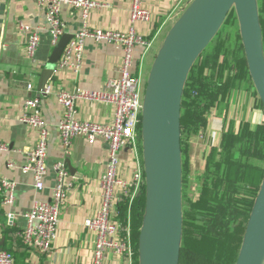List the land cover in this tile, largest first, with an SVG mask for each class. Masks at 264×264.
<instances>
[{
    "label": "crops",
    "instance_id": "0c3cea01",
    "mask_svg": "<svg viewBox=\"0 0 264 264\" xmlns=\"http://www.w3.org/2000/svg\"><path fill=\"white\" fill-rule=\"evenodd\" d=\"M96 1L101 6L90 12L87 20L90 28L129 31L131 0ZM191 2L192 0H186L176 8L174 0H145L151 20L147 23H137L135 28L144 37H154L155 44L147 54L142 47L138 46L135 49L133 68L134 74L141 72L145 87L147 86L145 71L158 54L155 47L163 46ZM61 19L65 24L64 36L73 38L83 27L81 13L78 10L64 7ZM20 22L32 29L40 28L41 41L34 60L27 56L26 45L29 35L19 29ZM56 47L57 45L52 44L46 25L45 10L36 2L0 0V145L4 144L8 147V151L0 153V180L5 177L17 184L16 198L11 206L2 205L3 197L0 194V250L10 251L14 255V264H91L95 248L96 235L84 224L87 219L97 214L101 206L100 179L107 168L109 146L103 140L90 144L86 138L78 136L73 139L69 148H64L58 130L63 109L57 102L56 94L61 90L69 92L78 89L106 90L109 80L120 78L123 52L112 45L88 40L80 73L74 74L70 70H61L56 66L51 82L47 85L53 88V92L44 95L38 91V84L42 71L49 66ZM29 86H32V91L28 89ZM30 97L41 98L42 116L50 130L46 160L48 174L42 191L35 188L32 175L22 172L27 156L38 139V131L21 123L19 119L24 103ZM235 97L236 95L230 99V102H235ZM259 101L258 99L254 106L246 102L248 107L244 118L252 129L264 122V110H260ZM77 112V118L81 121L110 123L113 121L115 108L106 103L79 100ZM214 114L217 116L212 120L210 133L211 136H215L219 132L221 137L230 121L229 111L226 119L217 109ZM216 121L223 122V126ZM235 126L239 128L240 121L235 120ZM119 157L121 160L119 176L129 180L132 177L136 158L127 148L120 152ZM139 158L141 159V156ZM68 160L75 169L73 173L69 170ZM9 161L13 163V167L7 166ZM58 162L66 163L73 188L62 208L53 247L48 253H43L26 246L20 235L26 227L25 216L33 204L37 201L51 200L55 184L53 168ZM116 195L121 198V190H116ZM8 212L13 214V218H8ZM116 213L117 222L122 224L118 212ZM104 264H127V262L123 258L108 254Z\"/></svg>",
    "mask_w": 264,
    "mask_h": 264
},
{
    "label": "built area",
    "instance_id": "2783aa9c",
    "mask_svg": "<svg viewBox=\"0 0 264 264\" xmlns=\"http://www.w3.org/2000/svg\"><path fill=\"white\" fill-rule=\"evenodd\" d=\"M33 1L45 10V21L53 45H58L65 34V24L61 19L62 9L69 7L81 13L83 27L64 49L62 58L57 64L59 69L79 74L83 66L88 40L112 45L123 52L120 78L109 80L106 90L78 89L75 92L61 90L57 92L56 99L63 109L58 130L64 148H69L73 139L78 136L86 138L90 144L103 140L109 146L107 168L100 179L101 206L97 214L93 218L87 219L84 224L90 232L96 235L91 264H104L108 254L123 258L127 264H133L130 213L126 225H123L117 222L116 212L118 205L124 199L128 200L131 206L144 184L145 169L139 158L138 128L143 120L145 82L141 72L134 74L133 68L135 49L138 46L142 47L145 49L144 53L147 54L155 44L154 37H144L135 28L137 23L149 22L151 14L145 5V0H131V27L127 32H118L93 29L88 26L87 20L90 12L101 6L96 0ZM185 1L174 0L175 7L178 8ZM19 29L29 35L26 53L28 58L34 60L41 41L40 28L32 29L20 22ZM28 89L32 91V86H29ZM52 92L53 88L47 86L42 94L50 95ZM79 100L113 105L115 108L113 121L98 123L79 120L77 118V102ZM19 119L21 123L38 131L36 145L29 152L22 172L32 175L35 188L42 191L45 188V179L48 174L46 160L50 130L42 116L41 98H28ZM124 148L129 149L136 158L132 177L129 180L119 176L121 166L119 154ZM6 151H8V147L1 144L0 153ZM7 166L13 167V163L9 161ZM53 169L55 184L52 189V198L50 201H37L33 204L25 216L26 227L20 235L26 246L43 253H48L53 247L62 208L73 188L70 172L65 162L56 163ZM16 189L17 184L14 181L5 177L1 178L0 194L3 197L2 205L4 207H9L14 203ZM116 190H121V198L116 195ZM7 216L9 219L13 218L11 212H8ZM0 264H14V255L10 251L0 250Z\"/></svg>",
    "mask_w": 264,
    "mask_h": 264
},
{
    "label": "trees",
    "instance_id": "16d2710c",
    "mask_svg": "<svg viewBox=\"0 0 264 264\" xmlns=\"http://www.w3.org/2000/svg\"><path fill=\"white\" fill-rule=\"evenodd\" d=\"M257 6L264 49V0H257ZM241 91L259 97L233 7L192 65L183 87L180 114L183 205L176 264H237L240 257L264 180V122L252 129L245 118L240 120L239 128L235 120L229 121L219 145L210 149L204 171L194 178L190 171V152L192 140L208 132L214 111L217 109L226 119L230 99ZM259 107L264 110L261 100ZM138 139L145 167L142 123ZM117 212L123 225L130 213L133 264H141V234L147 214L145 171L137 198L131 206L124 199Z\"/></svg>",
    "mask_w": 264,
    "mask_h": 264
},
{
    "label": "water",
    "instance_id": "95a60500",
    "mask_svg": "<svg viewBox=\"0 0 264 264\" xmlns=\"http://www.w3.org/2000/svg\"><path fill=\"white\" fill-rule=\"evenodd\" d=\"M233 7L237 11L250 73L264 106V84L255 67L257 63L264 67L257 0H194L158 52L146 87L142 139L147 214L141 234V264L168 262L166 248L171 242L173 227L177 232L173 257L176 264L182 225L180 114L183 87L192 65ZM213 24L214 30L206 40ZM70 39V36L60 39L49 66L42 71L38 84L41 93L51 82ZM67 164L70 172H75L69 160ZM145 244L150 247L147 252ZM237 264H264V180Z\"/></svg>",
    "mask_w": 264,
    "mask_h": 264
},
{
    "label": "rangeland",
    "instance_id": "374dc122",
    "mask_svg": "<svg viewBox=\"0 0 264 264\" xmlns=\"http://www.w3.org/2000/svg\"><path fill=\"white\" fill-rule=\"evenodd\" d=\"M194 1L192 0L191 4ZM162 46V45H161ZM161 46H158L157 48L155 47V51L159 52ZM263 53H264V49H263ZM155 61V59H154ZM153 60H151V62L149 63L147 70L145 71V80L148 83V79L150 76V72L153 66ZM148 77V78H147ZM146 94V87H145V93H144V97ZM235 102H231L229 107L230 110L228 108L229 111V120L231 121L232 119L236 120V122H239L240 120H242L246 113L247 110H244V106L246 105V102H248L251 106L255 105L256 102H258L259 97H257L255 94L251 95L245 91H241L239 94H236L235 97ZM248 107V106H247ZM261 110V108H260ZM263 111V110H262ZM217 115L214 114V116L212 117V119L209 120V131L206 134H202L201 136L197 137L196 139L192 140V149L190 152V158H191V177L194 178L195 176H198L199 174H201L204 169H205V164H206V158L208 156V154L210 153V149L212 148V146H218L221 140L220 137V133L218 132L215 136H211L210 133V129L212 128L213 125V121L215 120L214 118ZM218 122V121H216ZM218 124H222L223 126V122H218ZM213 137V138H212ZM141 145H143V141L141 142ZM195 190V186H193L192 191V197L197 198V194L194 191ZM183 205V202H182ZM177 215V214H176ZM178 221V220H177ZM178 223V233L180 231L179 228V221ZM247 233V230H246ZM246 237V234H245ZM150 247H148L146 244L144 245V251L147 252L149 251ZM141 258V256H140Z\"/></svg>",
    "mask_w": 264,
    "mask_h": 264
},
{
    "label": "bare ground",
    "instance_id": "6f19581e",
    "mask_svg": "<svg viewBox=\"0 0 264 264\" xmlns=\"http://www.w3.org/2000/svg\"><path fill=\"white\" fill-rule=\"evenodd\" d=\"M214 27L215 26L213 24L212 29L209 32V34L207 35L206 40L208 39V37L210 36V34L213 32ZM255 67H257V69H258V71L260 73L262 82L264 84V67H263V65L261 63H257ZM176 235H177L176 229H175V227H173V232L170 234L171 242L169 243L168 247L166 248L167 251L169 252V254H168V258L169 259H168V262H166L165 264H174L173 257H174V250H175Z\"/></svg>",
    "mask_w": 264,
    "mask_h": 264
}]
</instances>
